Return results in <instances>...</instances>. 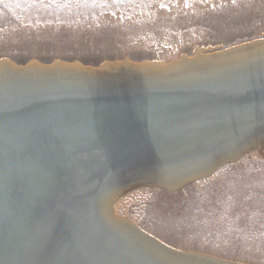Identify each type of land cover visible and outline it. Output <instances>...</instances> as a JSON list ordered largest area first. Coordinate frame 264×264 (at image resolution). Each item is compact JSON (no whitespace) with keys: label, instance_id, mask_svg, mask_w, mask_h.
<instances>
[{"label":"water","instance_id":"water-1","mask_svg":"<svg viewBox=\"0 0 264 264\" xmlns=\"http://www.w3.org/2000/svg\"><path fill=\"white\" fill-rule=\"evenodd\" d=\"M116 72L0 87V264H238L162 246L112 209L156 187L148 168L221 154L263 130L264 71L177 83L189 74ZM252 143L206 171L263 149Z\"/></svg>","mask_w":264,"mask_h":264},{"label":"rangeland","instance_id":"rangeland-1","mask_svg":"<svg viewBox=\"0 0 264 264\" xmlns=\"http://www.w3.org/2000/svg\"><path fill=\"white\" fill-rule=\"evenodd\" d=\"M260 38L264 0H0V60L17 66L171 63ZM113 211L173 249L264 264V148Z\"/></svg>","mask_w":264,"mask_h":264},{"label":"bare ground","instance_id":"bare-ground-1","mask_svg":"<svg viewBox=\"0 0 264 264\" xmlns=\"http://www.w3.org/2000/svg\"><path fill=\"white\" fill-rule=\"evenodd\" d=\"M199 68L202 69L201 72L191 74L193 70H198ZM119 70L140 71L146 73L177 71L176 74L183 71L184 73L189 74L184 77L181 76L177 81H170L174 83L181 81L200 82L215 78H225V76L258 72L259 70L264 71V38L256 39L240 45H235L227 49H223L221 51H213L207 53L206 51L203 50H197L192 57L183 56L179 60L171 63L152 62V63L135 64V63H131L128 60H125L123 62L104 63L98 68H91V67H84L79 63L66 64L60 62H54L52 65H41L39 63L32 62L26 66H17L12 62H10L9 60L3 59L0 60V87L13 86L15 84L17 85L24 82L47 83L49 81H52L53 78H47L46 75L56 71H63V72L68 71L73 73L85 74L88 77H90V79L83 76L72 74V75L64 76L71 78H64L62 80L64 82H71V83H77L78 81H85L86 84H88V83H93V81H96L91 79L112 78L114 74L117 73L116 71ZM22 72H33L34 74L23 76L25 77L24 80H30V81H20V80L13 81L14 78H16L17 76H22L20 75L22 74ZM124 78L126 77L118 78V79H124ZM145 81L146 80L143 79L142 77H138V79H136L134 82L144 83ZM252 135L253 136L250 137L249 139L241 140L243 144L231 145L227 147L224 151H222L221 154L210 155L211 154L210 152L209 154L200 157H198L197 155L198 158H191L195 154H189L187 155L185 160H182L183 162H181L180 164H170L162 168L150 167L148 168V170L151 171L152 173L146 172V175L154 183H149V184H155L156 187L166 188L171 191H174L173 188L176 189L178 186L182 185L187 180L190 181L192 179H198L200 176H205V178H207L212 174L206 171V169H209L206 168L209 163L215 162L216 159L217 160L220 159L219 161H221V160H226L230 157H234L235 155H237V153H240L242 151V147L245 148L248 146L244 144H248L249 141H253L254 143H252V145H254L255 147L259 146V148H261V146H263L264 148V129ZM246 149L247 148L243 150ZM209 150L211 149L204 150L203 152L200 153H206ZM169 177L172 178L170 181H174L177 178L178 180L174 183H171L170 181H167V178ZM185 185L186 184L180 187L182 188ZM133 190H137V189H133ZM117 202H115V204ZM115 204L113 205L112 215L118 221L120 220L121 222L124 223L128 222V220L126 219H121L115 216L113 211ZM118 225L126 228L125 225L123 224L118 223ZM132 225H134L142 235L149 237L150 239L156 241L158 244L162 246L173 249L165 245L163 242L159 241L157 238L144 232L143 230L138 228L135 224L132 223ZM133 233L135 234L136 237H138V239L141 242L144 243V245H146L147 247H149L151 251H153V248L151 247L152 245L146 243V240L138 236V234H136L135 232ZM173 250L182 252L176 249ZM184 253H188V252H184ZM191 254L202 255L198 253H191ZM202 256H207V255H202ZM207 257H212V256H207ZM216 259L225 263L227 262L231 263V261H226L219 258ZM233 263H237V262H233Z\"/></svg>","mask_w":264,"mask_h":264}]
</instances>
